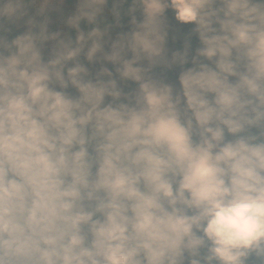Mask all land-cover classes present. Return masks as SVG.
Returning a JSON list of instances; mask_svg holds the SVG:
<instances>
[{"label":"clouds","instance_id":"1","mask_svg":"<svg viewBox=\"0 0 264 264\" xmlns=\"http://www.w3.org/2000/svg\"><path fill=\"white\" fill-rule=\"evenodd\" d=\"M0 264H264V0H0Z\"/></svg>","mask_w":264,"mask_h":264}]
</instances>
